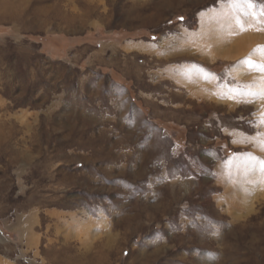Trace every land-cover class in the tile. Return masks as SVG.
<instances>
[{"label":"rangeland","instance_id":"obj_1","mask_svg":"<svg viewBox=\"0 0 264 264\" xmlns=\"http://www.w3.org/2000/svg\"><path fill=\"white\" fill-rule=\"evenodd\" d=\"M262 13L0 0V264H264Z\"/></svg>","mask_w":264,"mask_h":264},{"label":"bare ground","instance_id":"obj_2","mask_svg":"<svg viewBox=\"0 0 264 264\" xmlns=\"http://www.w3.org/2000/svg\"><path fill=\"white\" fill-rule=\"evenodd\" d=\"M243 43V42H242ZM236 45H237V47H235V50H237V51H242L243 50V44H240L239 42L238 43H236ZM234 49V48H233ZM222 51V50H221ZM215 56V55H214ZM233 56V55H232ZM226 58V57H225Z\"/></svg>","mask_w":264,"mask_h":264},{"label":"snow or ice","instance_id":"obj_3","mask_svg":"<svg viewBox=\"0 0 264 264\" xmlns=\"http://www.w3.org/2000/svg\"><path fill=\"white\" fill-rule=\"evenodd\" d=\"M246 2L250 3L251 0H246ZM262 15H264V13H262ZM248 63L250 64V62H248ZM250 66H251V64H250ZM257 67H259V69H260L261 71H264V65H259V66H257Z\"/></svg>","mask_w":264,"mask_h":264},{"label":"crops","instance_id":"obj_4","mask_svg":"<svg viewBox=\"0 0 264 264\" xmlns=\"http://www.w3.org/2000/svg\"><path fill=\"white\" fill-rule=\"evenodd\" d=\"M238 42H239L240 44H243L244 47H246V45H245L246 42H244V41H243V43H242V41H238ZM238 42H236V43H238ZM244 47H243V49H244ZM221 52H223V50H222Z\"/></svg>","mask_w":264,"mask_h":264}]
</instances>
